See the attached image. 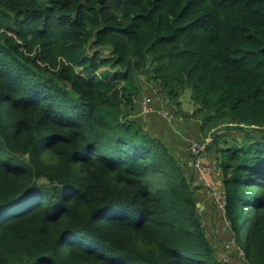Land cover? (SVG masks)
Segmentation results:
<instances>
[{
    "label": "trees",
    "instance_id": "trees-1",
    "mask_svg": "<svg viewBox=\"0 0 264 264\" xmlns=\"http://www.w3.org/2000/svg\"><path fill=\"white\" fill-rule=\"evenodd\" d=\"M0 264H264V0H0Z\"/></svg>",
    "mask_w": 264,
    "mask_h": 264
},
{
    "label": "built area",
    "instance_id": "built-area-1",
    "mask_svg": "<svg viewBox=\"0 0 264 264\" xmlns=\"http://www.w3.org/2000/svg\"><path fill=\"white\" fill-rule=\"evenodd\" d=\"M151 101L152 99L149 96H145L140 101L141 112L145 116L149 115L151 112L155 110V108L151 104ZM165 106L160 107L159 109H157V111L167 120L171 121L174 119L176 114L174 111L170 110V108L168 107L166 108ZM209 141L210 138H206L205 140H198V139L191 140L190 143L191 164L193 166V169L198 175V179L210 189L211 195L214 197L216 207L219 210L225 211L228 202V196L223 182V174L218 178L217 177L215 178L210 175V170L212 168L221 169V167H220V161L217 158L212 160V162H210L209 160V156L207 152V146L209 144ZM239 253L240 255H245V250L240 248ZM219 255L224 262L230 261V255L228 249L220 251Z\"/></svg>",
    "mask_w": 264,
    "mask_h": 264
},
{
    "label": "crops",
    "instance_id": "crops-1",
    "mask_svg": "<svg viewBox=\"0 0 264 264\" xmlns=\"http://www.w3.org/2000/svg\"><path fill=\"white\" fill-rule=\"evenodd\" d=\"M179 116H181V115H179ZM176 118V117H175ZM181 118H183V117H181ZM173 120H171V122H172ZM173 123V125H174V121L172 122ZM175 127V130H176V128H177V126H174ZM179 134L180 135H182V136H184L185 138H187L188 137V135H187V137H186V135H185V132L183 133V131H180L179 132ZM208 156H209V160H211L210 158H212L211 156V153H208ZM216 157H214L212 160H214ZM211 162V161H210ZM210 175L211 176H213V177H220V176H222V171H221V169H214V168H212L211 170H210ZM212 195H210L209 194V192L207 193L206 192V194L204 193L203 195H202V201H199L200 203H201V205H202V209L203 210H205V212H206V214H208V215H210V214H213V213H217V212H215L214 211V206H213V200H212ZM216 217V216H215ZM217 218V217H216ZM222 219H224V215H222ZM217 220H218V222L220 221L218 218H217ZM218 225L219 226H221L222 225V223H221V221H220V223H218ZM223 227L224 228H226V225L224 226L223 225ZM216 232V231H215ZM220 232V233H219ZM218 233H219V236L217 237V240H219L218 241V243H217V245H219L221 242H220V240L221 241H223V242H225L224 241V239L221 237L223 234H225L224 233V231H222V230H220V228L218 229ZM226 235V234H225ZM227 245V247L229 246V243H227L226 244ZM222 251V250H221Z\"/></svg>",
    "mask_w": 264,
    "mask_h": 264
},
{
    "label": "rangeland",
    "instance_id": "rangeland-1",
    "mask_svg": "<svg viewBox=\"0 0 264 264\" xmlns=\"http://www.w3.org/2000/svg\"><path fill=\"white\" fill-rule=\"evenodd\" d=\"M164 104H166V105H168V103H164ZM182 108H181V110L182 111H184V112H189V111H193L194 110V108L197 106L193 101H192V99H191V93H190V91H186L184 94H183V96H182ZM166 108H167V106H165ZM169 107V106H168ZM139 115V114H138ZM184 119V118H183ZM186 121H188V119H186L184 122H186ZM151 122V119L148 117V120H147V125L149 124ZM181 126H182V123L180 124ZM149 126V125H148ZM180 130H182V129H180ZM210 140H211V138H210ZM208 153H209V151H208ZM212 155V154H211ZM212 158H211V162H212V159L214 158V156H211ZM220 233V232H219ZM218 233V234H219ZM231 243H233V245L234 246H236L237 248L239 247V245H238V243L236 242V240L234 239V238H231ZM241 249H243V248H241Z\"/></svg>",
    "mask_w": 264,
    "mask_h": 264
},
{
    "label": "water",
    "instance_id": "water-1",
    "mask_svg": "<svg viewBox=\"0 0 264 264\" xmlns=\"http://www.w3.org/2000/svg\"><path fill=\"white\" fill-rule=\"evenodd\" d=\"M198 205L202 207V205H201V203H200V202H198Z\"/></svg>",
    "mask_w": 264,
    "mask_h": 264
}]
</instances>
